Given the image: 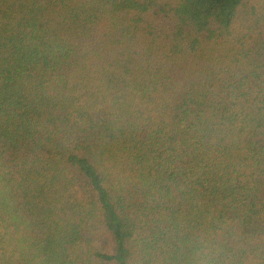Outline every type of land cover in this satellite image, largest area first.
Instances as JSON below:
<instances>
[{"label":"trees","instance_id":"obj_1","mask_svg":"<svg viewBox=\"0 0 264 264\" xmlns=\"http://www.w3.org/2000/svg\"><path fill=\"white\" fill-rule=\"evenodd\" d=\"M0 264H264V0H0Z\"/></svg>","mask_w":264,"mask_h":264}]
</instances>
